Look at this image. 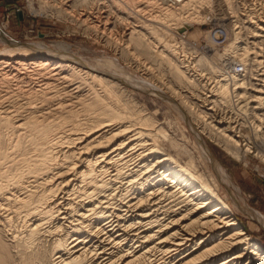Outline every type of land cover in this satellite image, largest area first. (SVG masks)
Instances as JSON below:
<instances>
[{
    "label": "bare ground",
    "instance_id": "6f19581e",
    "mask_svg": "<svg viewBox=\"0 0 264 264\" xmlns=\"http://www.w3.org/2000/svg\"><path fill=\"white\" fill-rule=\"evenodd\" d=\"M136 1L28 5L105 38L129 62L143 56L161 81L144 82L153 93L168 92L185 121L195 114L192 122L236 161L247 165L253 154L264 163V0H159L139 30L126 22ZM115 8L125 22L109 21ZM192 20L222 22L226 52L208 58L161 37L172 26L185 36ZM20 47L0 56V264H264V245L237 217L264 228V215L229 191L199 135L217 185L194 157L183 162L165 147L163 130L122 90L135 77L114 59L92 64L62 44V54Z\"/></svg>",
    "mask_w": 264,
    "mask_h": 264
},
{
    "label": "rangeland",
    "instance_id": "374dc122",
    "mask_svg": "<svg viewBox=\"0 0 264 264\" xmlns=\"http://www.w3.org/2000/svg\"><path fill=\"white\" fill-rule=\"evenodd\" d=\"M29 1L30 0H0V31H4L3 34L5 35H2L0 32V56H2L4 52H7L5 48H21L20 45H29L30 47L34 46L33 48L42 46L41 48L44 49V51H51L56 54L64 53L63 48L68 47L67 50L69 55L75 58L83 59L86 62H94L92 64H95L98 59H114L120 69L122 68L121 72L132 76L133 79L135 77L134 80H136V83L133 81H131L130 84L121 83V86H123L122 90L126 91L125 93L128 92V94L132 96L139 109H144V113L151 116L152 123L154 122V127L156 126L155 128L157 131L163 130L162 132L160 131V134H164L163 136L166 139L164 140L165 147H167V149L171 151L174 156L183 162H186L189 157H194L196 159L197 166H202L212 182L217 185V176L212 171L211 164L206 162L198 151L196 135H199L208 146L214 158L217 160L220 168L222 170L224 169V172L226 173L225 175L230 182V184H227L230 189L229 191H234L236 194L235 198H240L241 201L250 207L252 211H257L258 213H262L264 215V163H260L253 154L249 155L247 165H244L241 161H236L226 154L222 148H220L217 143L208 136V134L203 132L202 129L198 127V124H196V121L192 122V118H197L195 114L192 113L189 115V119L191 121H185L178 109L168 103V98L165 99L166 97H170L168 92H164V94L166 93V97L160 95L161 92L158 93L157 91H154L153 93L152 89H149L144 82L147 81L151 83V85L154 84L159 86L161 81L160 79L156 80V74L158 73L157 70L154 69L151 74L145 70L142 63L143 61L144 63L145 61H148L145 60L143 56H139L137 60L139 61V65L134 62L135 60H130L129 62L125 59V57H123V55H121L118 48L115 49V47L106 43L105 38L100 41L94 36L88 35V33L83 31V27L78 26V24L70 19H64L54 14H34L28 5ZM241 1L243 2V0ZM160 2L161 1L159 0H141V2L138 3L137 0L136 3L139 4V6L134 3V5H136V9L134 8L135 11L127 10V12H129V17L126 22L128 23L129 21L130 24L133 23V25H137L138 30L141 29L142 24L149 18H152L149 14L153 13V9L155 11V9L161 5ZM170 2L171 1H168L169 4ZM33 6L38 7L35 3H33ZM105 9L109 10L107 7L99 9V11L103 10L100 14L106 16L109 11L107 10V13ZM116 9L117 8H115L114 13L111 14L112 16H109V21L111 23L116 22L117 17L119 19L122 18L124 21L123 11H121L122 14L119 13V16H121L120 18L117 16L118 12ZM133 14L134 16H131ZM137 18L140 19V22ZM103 19L105 18H102V20ZM141 19L142 21H145L141 22ZM135 21H137V23ZM147 23H150V21L148 20ZM119 25L117 27L122 31L124 27L122 28V26ZM153 25L155 26L157 23H153ZM184 26L187 28V30H185L187 33H185V36L182 35L183 33L177 32V30L172 26L169 28L170 30L168 29L167 32H165V35L163 32L161 37L164 36L163 39L165 38V40L168 41L172 36H174L176 41H174V44L176 46L185 45L186 47L183 46L185 51L188 52L189 50L187 47H189L190 50H196L198 53L200 52L201 55L208 58H210L214 53L222 55V52H226L224 50H226L228 36L227 31L223 29V26L225 25H222V22H216L213 20L207 21L204 24H199L192 20L187 21ZM121 31H118L119 36H122V33L120 35ZM177 42L178 45L176 44ZM58 44H62L64 47H57ZM119 53L120 55H118ZM14 55L17 56L18 53H14ZM215 62L218 65L219 61ZM213 66L217 67L216 64ZM207 67L208 66H205V68ZM162 75H164L163 78H166L164 73ZM255 143L256 142H254L253 145L257 144ZM219 192L229 204H232L233 198L230 193L224 192V189H221L220 187ZM237 217L244 223V226L248 229L250 234L259 238V241L264 245V228L261 224L255 219L243 216L242 213Z\"/></svg>",
    "mask_w": 264,
    "mask_h": 264
},
{
    "label": "built area",
    "instance_id": "2783aa9c",
    "mask_svg": "<svg viewBox=\"0 0 264 264\" xmlns=\"http://www.w3.org/2000/svg\"><path fill=\"white\" fill-rule=\"evenodd\" d=\"M232 68H234V71L238 73H241L243 70V66L239 63H236Z\"/></svg>",
    "mask_w": 264,
    "mask_h": 264
}]
</instances>
